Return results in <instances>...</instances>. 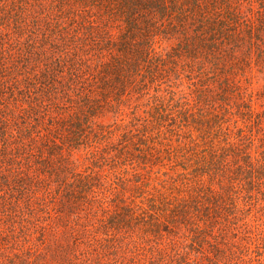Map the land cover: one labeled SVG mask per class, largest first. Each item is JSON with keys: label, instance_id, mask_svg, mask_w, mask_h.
I'll return each instance as SVG.
<instances>
[{"label": "trees", "instance_id": "1", "mask_svg": "<svg viewBox=\"0 0 264 264\" xmlns=\"http://www.w3.org/2000/svg\"><path fill=\"white\" fill-rule=\"evenodd\" d=\"M0 264H264V0H0Z\"/></svg>", "mask_w": 264, "mask_h": 264}]
</instances>
